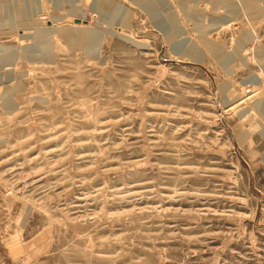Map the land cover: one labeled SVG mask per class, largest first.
I'll list each match as a JSON object with an SVG mask.
<instances>
[{
    "label": "rangeland",
    "instance_id": "rangeland-1",
    "mask_svg": "<svg viewBox=\"0 0 264 264\" xmlns=\"http://www.w3.org/2000/svg\"><path fill=\"white\" fill-rule=\"evenodd\" d=\"M94 1L0 0V264H264V0Z\"/></svg>",
    "mask_w": 264,
    "mask_h": 264
},
{
    "label": "bare ground",
    "instance_id": "bare-ground-1",
    "mask_svg": "<svg viewBox=\"0 0 264 264\" xmlns=\"http://www.w3.org/2000/svg\"><path fill=\"white\" fill-rule=\"evenodd\" d=\"M69 1L73 2V0H69ZM225 1L231 3V0H225ZM244 2H245L244 3L245 6L247 8H250L252 10L253 9L256 10L255 8L257 6L255 5L254 0H244ZM74 4H75V2H74ZM117 9L118 8L116 6H114L109 0H95L94 3L92 4V7H91L92 12H95V11L99 12V14L102 15V17H103L102 19L104 21H107L108 19H110L111 16L115 13V11ZM79 21H81V20H79ZM58 31L62 35L66 36V37L70 38L72 41H76L78 43L86 42V41H93L95 43H99L101 40V34L100 33L92 31V30H88L86 28H83L80 30H72V31H70L69 29H61ZM183 48H184L183 44H177L178 50L183 51L185 49V48L184 49Z\"/></svg>",
    "mask_w": 264,
    "mask_h": 264
},
{
    "label": "water",
    "instance_id": "water-1",
    "mask_svg": "<svg viewBox=\"0 0 264 264\" xmlns=\"http://www.w3.org/2000/svg\"><path fill=\"white\" fill-rule=\"evenodd\" d=\"M77 21H79V20H77Z\"/></svg>",
    "mask_w": 264,
    "mask_h": 264
}]
</instances>
